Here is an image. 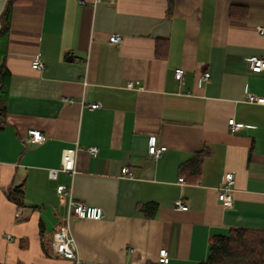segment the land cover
I'll return each instance as SVG.
<instances>
[{
  "label": "crops",
  "instance_id": "obj_1",
  "mask_svg": "<svg viewBox=\"0 0 264 264\" xmlns=\"http://www.w3.org/2000/svg\"><path fill=\"white\" fill-rule=\"evenodd\" d=\"M252 55L264 58V0L15 5L0 129V264H73L49 250L71 199L104 213L71 215L85 264H160L163 248L169 264H201L216 236L264 231V104L247 101L248 93L264 96V69H250ZM37 57L44 68L33 67ZM231 118L245 126L232 132ZM31 129L45 139L31 140ZM153 138L167 147L157 159ZM77 142L99 151L80 153L74 178L50 177ZM124 166L134 176L122 175ZM227 172L235 186L225 206L218 196ZM60 184L72 194L58 193ZM17 189L22 205L10 197Z\"/></svg>",
  "mask_w": 264,
  "mask_h": 264
},
{
  "label": "built area",
  "instance_id": "obj_2",
  "mask_svg": "<svg viewBox=\"0 0 264 264\" xmlns=\"http://www.w3.org/2000/svg\"><path fill=\"white\" fill-rule=\"evenodd\" d=\"M114 1V0H109ZM110 41L113 43H121L122 37L119 35H112L110 37ZM34 68H44V63L40 57H37L33 63ZM249 67L253 72H261L264 69V58L252 55L249 58ZM185 70L182 67H178L175 69V78L178 81H181L184 77ZM210 73L206 72L204 74V79H209ZM128 88H136L137 84L133 81H128L126 84ZM70 102H73V99H67ZM247 101L249 103H260L264 104V96H259L254 93H248ZM92 109H96L100 106L98 102H93L88 105ZM229 127L232 132H237L242 129L245 125L242 122L236 121L234 118L229 119ZM29 135L31 140L34 141H42L45 139L43 133L38 129H31L29 131ZM167 150L165 145H157L156 140L153 138L149 145V153L150 155L157 159L161 157L164 152ZM99 151L97 146H89L82 147L79 142L75 143L74 147L66 148L62 153V160L60 168H51L49 170V175L52 178H56L59 171H64L69 173L73 178L78 173V157L81 152H86L90 155H94ZM121 174L124 176H134L133 172L130 171L128 166H124L121 169ZM181 182H185V179L181 177L179 179ZM235 186V175L233 172H227L224 177V182L222 186L219 188V200L223 203V205L228 206L231 203L232 194ZM58 193H68L72 194V185L68 186L65 184H60L58 186ZM176 206L181 209H187V205H185L181 200L175 202ZM74 214L80 218H92V219H101L104 215L101 207L89 206L84 202L75 201L73 199L70 200L69 205V217L66 224L56 228L52 234L50 239L49 250L53 255L61 256L66 259H70L73 264H85L79 255L78 244L74 237L72 227H71V215ZM170 257L168 255V251L163 248L159 251V263L160 264H169ZM100 264V263H93Z\"/></svg>",
  "mask_w": 264,
  "mask_h": 264
},
{
  "label": "trees",
  "instance_id": "obj_3",
  "mask_svg": "<svg viewBox=\"0 0 264 264\" xmlns=\"http://www.w3.org/2000/svg\"><path fill=\"white\" fill-rule=\"evenodd\" d=\"M31 0H10L2 15V29L0 30V129L6 113V103L9 96V71L6 67L10 18L13 7L17 4H27ZM205 152L197 154L195 161L196 172L199 162ZM23 190H13L11 199L19 205L22 201ZM201 264H264V231L233 229L227 235H218L211 244L209 258Z\"/></svg>",
  "mask_w": 264,
  "mask_h": 264
},
{
  "label": "water",
  "instance_id": "obj_4",
  "mask_svg": "<svg viewBox=\"0 0 264 264\" xmlns=\"http://www.w3.org/2000/svg\"><path fill=\"white\" fill-rule=\"evenodd\" d=\"M10 0H0V30L2 29V15L5 12Z\"/></svg>",
  "mask_w": 264,
  "mask_h": 264
},
{
  "label": "rangeland",
  "instance_id": "obj_5",
  "mask_svg": "<svg viewBox=\"0 0 264 264\" xmlns=\"http://www.w3.org/2000/svg\"><path fill=\"white\" fill-rule=\"evenodd\" d=\"M8 264H29L26 260H23L22 257H15L13 260H7ZM32 264H36V263H32Z\"/></svg>",
  "mask_w": 264,
  "mask_h": 264
}]
</instances>
